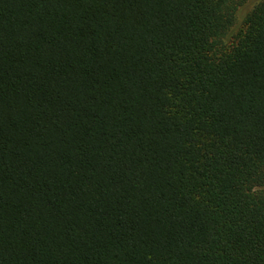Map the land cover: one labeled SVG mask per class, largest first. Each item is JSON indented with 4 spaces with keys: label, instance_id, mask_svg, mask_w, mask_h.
<instances>
[{
    "label": "trees",
    "instance_id": "16d2710c",
    "mask_svg": "<svg viewBox=\"0 0 264 264\" xmlns=\"http://www.w3.org/2000/svg\"><path fill=\"white\" fill-rule=\"evenodd\" d=\"M0 0V264H264V0Z\"/></svg>",
    "mask_w": 264,
    "mask_h": 264
},
{
    "label": "rangeland",
    "instance_id": "374dc122",
    "mask_svg": "<svg viewBox=\"0 0 264 264\" xmlns=\"http://www.w3.org/2000/svg\"><path fill=\"white\" fill-rule=\"evenodd\" d=\"M262 0H247L243 5H241L236 11L235 23L232 28L227 33L226 37L223 40L224 45H229L237 33L244 30V20L249 11Z\"/></svg>",
    "mask_w": 264,
    "mask_h": 264
}]
</instances>
